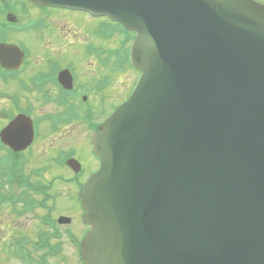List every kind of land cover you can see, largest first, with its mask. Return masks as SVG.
I'll list each match as a JSON object with an SVG mask.
<instances>
[{
    "label": "water",
    "instance_id": "water-1",
    "mask_svg": "<svg viewBox=\"0 0 264 264\" xmlns=\"http://www.w3.org/2000/svg\"><path fill=\"white\" fill-rule=\"evenodd\" d=\"M134 7L129 9L131 17L139 15L149 28L159 22H170L169 32L157 27L161 35L166 34L164 43L167 47L173 42L179 45L184 39H189L192 44H202L212 40H227V34L231 36L237 46L231 54L227 50V71L217 84L202 83L203 95L212 103L223 99L227 101L229 108L238 105L240 112L253 107L255 112L248 115L256 113L257 123L264 124V6L252 0H134ZM113 13L116 11L113 10ZM217 23L229 24L230 29L220 34L215 33L211 28ZM138 46V56L141 58L138 59L139 62L142 60L146 63L151 57L152 61L158 60L159 48L156 41L147 34L143 33ZM142 48L146 56L142 54ZM165 70H171L168 61L153 63L148 69L149 80H166ZM171 81L173 83L174 80ZM139 92L142 94L141 90ZM195 120L196 116L185 118V125H192ZM102 149L100 146L101 154ZM241 158L253 163L255 170L264 169L262 138H253ZM124 169L123 163L115 167L113 172L118 178L116 180L132 181L136 172ZM106 172L105 170L102 178L95 183V187L92 189L90 185L87 193L83 195L84 206L88 211L86 219L93 225V231L84 246L89 264H122V261L123 264H138L140 259L150 258L151 248L163 243L170 246L166 251H161L151 264H258L251 260L249 251L264 263V256L259 252H264V247L262 248L258 241L251 240L250 244L254 249L247 247L231 251L223 241L220 246H216L218 232L210 227L206 217L178 219L168 216L170 225L164 228L158 223L147 221L152 235L151 248L143 240L126 239V250L115 234L117 225L112 214L125 222L137 236L142 233L136 221L140 215L132 207V191L128 184L118 185L119 194L102 198L99 185ZM107 185L113 191L117 187L113 183ZM253 196L254 194L251 195ZM243 219L228 218L227 226L234 230ZM181 247L185 250L189 247L193 249L184 252ZM183 257L191 260L183 262Z\"/></svg>",
    "mask_w": 264,
    "mask_h": 264
},
{
    "label": "flooded vegetation",
    "instance_id": "flooded-vegetation-1",
    "mask_svg": "<svg viewBox=\"0 0 264 264\" xmlns=\"http://www.w3.org/2000/svg\"><path fill=\"white\" fill-rule=\"evenodd\" d=\"M67 36V35H64ZM74 37H77V34H74ZM79 38V37H77ZM98 47V46H97ZM55 48L57 49V51L55 52H59V54H65L67 52V50H64L65 45H56ZM79 50V49H78ZM54 53V52H53ZM57 53H55L57 55ZM76 55H80L79 52H76ZM62 66H64L63 68H66V66L70 65L73 67L75 74L77 75V80L75 82L76 86L78 85H89L90 89L93 90L95 88H97L98 84L101 82L102 79V68L101 65L98 63H92L89 62L88 65H90V67H82V65H84V62L82 60H70V61H66L65 63L63 62H59ZM40 64H44L46 65L47 62L45 63V61H43L42 63L40 62ZM98 69V70H97ZM41 70H35L34 74L37 75L40 73ZM45 71V70H43ZM98 71H99V75H98ZM95 74L98 75L97 77H94V79H92V77L88 76V74ZM80 74H84V75H80ZM87 75V76H86ZM83 76V77H82ZM61 91V88L59 87L56 92H51L50 94H48V96L46 98H40L37 99V101H39L38 106H42L41 108H43L46 111H51L50 114H55V112H63L64 108L61 105H58L56 107V109L53 111V108L56 106V102L58 101L57 97H55L56 94H59ZM13 96H17L15 99H17V104L18 106H20V108H23V105L21 104V101L24 102L25 97H23L21 92H17L15 94H12ZM47 98H52L55 103H50L48 105L44 104L45 100ZM56 98V99H55ZM5 100L7 101V99L2 100L1 103H5ZM36 100V97H35ZM41 102V103H40ZM8 108V103L4 105V108ZM96 109V108H95ZM17 108L15 107L12 111L17 112L16 111ZM84 111H86L88 113V115H91L90 113L93 112V109L90 108H85ZM37 113H40L38 111H36ZM21 114V113H18ZM17 114V115H18ZM43 114V113H40ZM51 127L56 126L55 123H50ZM4 150L3 153L11 156V160L14 159L16 157L17 154L13 153L9 147L4 146ZM11 152H9V150ZM70 147L67 146L62 147L58 150H55V152L53 153V155L51 156L50 160L52 162V167L51 169H48L46 166V161L48 158L44 159V157L42 156V160L41 162L38 164V166L34 167L33 170H35V173L33 175H28V171H29V167L31 164L28 163L29 159H30V154L32 153L31 151H28L25 154H21L20 158H21V162L18 165H16L15 170L16 173L14 175L13 180L15 181V185L14 187H12L9 190L10 195L13 194H17V196H19L22 192L23 189L19 187V183L23 182L24 180H32L33 183L38 184L40 186H42L43 188H45L46 191V195H47V210L46 212L48 213V215L55 219V209H54V199H53V194L54 192H56L58 190V186L56 183V176H60L59 178L63 177V179L65 181L70 182V176H71V170L69 168H65V167H57V161H59V157L62 153V151H64L66 153V151H69ZM43 153L48 155L49 152L47 149L43 150ZM10 160H6L4 162H7ZM43 161L45 163H43ZM47 163H49V160L47 161ZM18 166V167H17ZM5 170H6V166H5ZM37 171H41L40 173H37ZM70 186V183L68 184ZM18 186V187H17ZM19 188V189H18ZM20 192V193H19ZM34 196V193H33ZM66 207V206H65ZM65 207L61 206V208L66 209ZM24 207L22 205V203L15 201V199L10 198L6 192V185L5 183L0 179V239L3 236V234L7 233L8 229H11L14 227V225L16 223H18L20 220H22L23 218V214H24ZM63 216V215H62Z\"/></svg>",
    "mask_w": 264,
    "mask_h": 264
},
{
    "label": "rangeland",
    "instance_id": "rangeland-1",
    "mask_svg": "<svg viewBox=\"0 0 264 264\" xmlns=\"http://www.w3.org/2000/svg\"><path fill=\"white\" fill-rule=\"evenodd\" d=\"M19 0H11L10 4L11 6H16L17 3H18ZM257 1H261L264 3V0H257ZM2 5V4H1ZM24 20H22V22L24 21H27L29 20L28 17H23ZM1 21H2V17L0 18ZM107 21L105 20V23ZM72 25V24H71ZM67 26H70V25H65V24H61L60 27L62 28V31L64 34H67V35H74V34H78L79 31L75 28H72L71 27V30L68 31V27ZM18 36V35H17ZM79 37V35H77ZM20 37V36H18ZM63 40H64V45H65V48L64 50H67L69 52H71L70 54H73L74 51L75 53L76 52H79L80 55L82 54V61L84 62V65H82V67H90L89 62H90V58H88L85 54L83 55L84 53V44L83 42H81L80 40L81 39H84V38H77V37H73V36H63L62 37ZM14 41H16V39H13ZM41 51L45 50L46 48H44L43 46L41 47ZM79 49V50H78ZM39 57L37 56V62L39 63ZM98 70V69H97ZM98 75H99V71H98ZM98 75L95 76V74H88V76L92 77V79L95 80L94 77H97L98 78ZM119 75H116L115 78H120L118 77ZM121 80L123 79V76H121L120 78ZM120 79L118 81H116L114 84H112V87H115L118 92L115 93L112 98H111V103L110 105H115L117 104L118 102H120V100L122 99V86L119 87V82H120ZM132 80V81H131ZM122 83L125 84L124 86V89L126 88V90L124 92H126L127 90L129 91V89L131 88L132 86V83H133V79H131V76H128V78L126 79H123ZM10 86V84H8ZM16 90V86L15 85H11V88H3L1 91L2 92H6V94H15L17 93ZM109 93H110V89H109ZM122 94V96H120ZM120 96V98H118L117 100H115L114 98ZM23 97H25L26 99H28V101L34 103V96H30L28 94H24ZM91 101V99L89 100ZM9 102V99L8 101L5 100V103H1L0 104V109L2 107H4L5 104H7ZM9 106V104H8ZM42 106H39V108H41ZM1 120V119H0ZM66 139H69L71 140L72 142L74 141H79V139H82V136L78 134V131H74L72 133L70 132H67L66 130H62L61 133L57 136V137H54L53 135H47L45 134V136L43 138H41V140L39 141V145L37 146L38 149H40V157H41V160H42V156L44 157V159L48 158L47 161L51 158V156L53 155V153L55 152V150H58L62 147H66L65 144H67V140ZM58 143V144H61L62 143V146L60 147H57L55 148L54 145ZM83 142L79 143V144H82ZM44 149H47L49 154L46 155L43 153V150ZM46 161V166L49 165V163H47ZM41 162V161H40ZM39 162V163H40ZM43 163H45L43 161ZM59 209H61L59 207ZM70 209L72 210V212H80L81 210V204L79 202V199H78V191H72V195H71V202H70ZM63 213H66V214H70L69 211L67 210H61V211H58V214H63ZM26 229H15V228H11V229H8L7 230V233L6 234H3V236L7 235L8 233L10 232H15L16 234L18 235H23V234H30V233H33L34 231L36 232L37 229L33 228V229H30L31 226H28V227H25ZM1 230V228H0ZM75 232H77V230H75ZM72 255V257H71ZM64 257H66V261L64 262ZM74 251L69 247V246H65V249H64V253L60 256H58L56 259L53 260V263L54 264H74ZM10 264V263H9Z\"/></svg>",
    "mask_w": 264,
    "mask_h": 264
},
{
    "label": "bare ground",
    "instance_id": "bare-ground-1",
    "mask_svg": "<svg viewBox=\"0 0 264 264\" xmlns=\"http://www.w3.org/2000/svg\"><path fill=\"white\" fill-rule=\"evenodd\" d=\"M80 156H81V158L83 159V160H85V161H88L87 160V152H86V150L84 149V147H81L80 148ZM62 206L63 207H69V204L67 203V202H64L63 204H62Z\"/></svg>",
    "mask_w": 264,
    "mask_h": 264
}]
</instances>
